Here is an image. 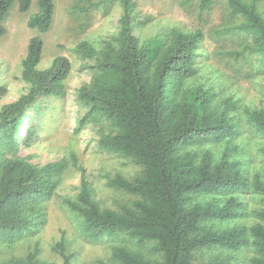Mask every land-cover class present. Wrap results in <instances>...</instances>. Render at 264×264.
I'll return each instance as SVG.
<instances>
[{
	"label": "trees",
	"instance_id": "1",
	"mask_svg": "<svg viewBox=\"0 0 264 264\" xmlns=\"http://www.w3.org/2000/svg\"><path fill=\"white\" fill-rule=\"evenodd\" d=\"M121 7L119 30L113 41L100 50L87 41L75 46L83 59H94V74L82 85L77 99L89 107L78 121L103 117L115 132L99 138L98 148L132 159L142 167L139 176L127 179L120 174L108 177L107 186L137 198L120 210L101 208L90 183L80 168L75 199L66 207L79 218L84 239L98 241L104 236L124 234L137 244L153 242L160 258L150 260L124 245L111 247L118 264H196L199 249L220 247L232 251L251 246L255 255L250 264H264V179L249 180L238 159L231 158L235 147L225 146L218 158L211 149L198 153L192 146L220 143L236 133L228 114L236 107L230 98L222 108L214 104L215 92L201 85L185 89L183 84L197 73L198 48L204 38L200 29L173 31L168 39L151 37L143 42L133 33L135 0H113ZM191 0H185L188 4ZM260 0H225L230 14L241 20L233 28L250 38L246 47L264 62V13ZM33 0H0V36L10 9L17 4L29 11ZM213 0H199L200 11L210 9ZM102 1L78 0L75 8L88 14ZM37 12L27 21L29 28L46 33L53 20L54 0H36ZM44 42L40 35L29 39L21 61V79L29 90L0 110V241L12 243L38 231L46 223L47 201L55 192L64 161L34 165L17 156L16 136L21 118L40 96H62L71 64L58 55L49 67H38ZM235 59L242 53L230 51ZM248 121L264 137V110L245 109ZM264 155V145L260 148ZM76 163L75 157H72ZM244 194L258 196L263 205L249 211L258 222L214 228L248 214ZM54 252L70 264L63 233L53 245ZM37 245L23 258L2 264H46L38 259ZM213 256L199 264H232L229 256Z\"/></svg>",
	"mask_w": 264,
	"mask_h": 264
},
{
	"label": "rangeland",
	"instance_id": "2",
	"mask_svg": "<svg viewBox=\"0 0 264 264\" xmlns=\"http://www.w3.org/2000/svg\"><path fill=\"white\" fill-rule=\"evenodd\" d=\"M102 1L88 14L79 12L78 0H54L52 24L46 33L29 28L30 15L37 12L33 0L28 12L21 13L15 4L3 25L6 33L0 36V110L29 90V84L21 79V61L31 37L40 35L44 46L38 67H49L54 57L68 58L71 68L64 81L62 96H40L32 108L21 118L16 136V155L26 158L34 165L51 161H64L58 185L47 201L46 223L36 232L29 233L12 243L0 241V264L11 259L23 258L35 245L40 252L38 259L46 264H61V257L54 252L53 245L65 238L66 253L72 255L70 264H118L111 258L110 249L124 245L146 259L160 258L149 241L137 244L124 234L104 236L98 241L84 239L79 228V218L71 212L64 201L75 199L80 184V168L90 183L93 197L101 208L120 210L130 206L137 197L107 186L108 177L120 174L133 179L142 172V167L132 159L98 148L101 136L115 132L109 120L86 117L83 126L76 131L78 121L87 115L89 107L77 99L78 90L88 84L94 74V59H83L75 51L81 41H87L100 50L105 41H113L119 30L121 7L117 1ZM249 1V0H245ZM136 10L133 33L143 42L151 37L168 39L175 30L195 31L200 29L204 38L199 45L197 73L186 80L183 88L201 85L215 92L214 104L222 108V101L230 98L236 107L228 114L236 125V133L220 143H203L191 149L200 153L211 149L218 158L225 146L235 147L231 158L238 159L246 177L264 179V155L260 148L264 137L248 121L245 109L264 110V62L256 54H249L246 47L250 38L233 29L239 22L232 16L225 0H213L208 10L200 11L199 0H135ZM264 13V0L258 2ZM242 53L238 59L227 53ZM75 157L76 163H73ZM248 214L214 224L223 229L234 224L252 225L258 220L249 211L262 207L256 195L244 194ZM229 256L232 264H250L255 255L251 246L232 251L220 247L202 248L195 252L194 262L199 264L213 256Z\"/></svg>",
	"mask_w": 264,
	"mask_h": 264
}]
</instances>
